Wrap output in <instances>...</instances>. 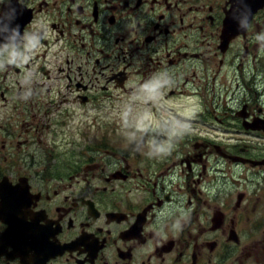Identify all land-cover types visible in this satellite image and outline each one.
<instances>
[{
	"label": "flooded vegetation",
	"instance_id": "flooded-vegetation-1",
	"mask_svg": "<svg viewBox=\"0 0 264 264\" xmlns=\"http://www.w3.org/2000/svg\"><path fill=\"white\" fill-rule=\"evenodd\" d=\"M239 2L0 0V264H264V8L224 48Z\"/></svg>",
	"mask_w": 264,
	"mask_h": 264
},
{
	"label": "water",
	"instance_id": "water-1",
	"mask_svg": "<svg viewBox=\"0 0 264 264\" xmlns=\"http://www.w3.org/2000/svg\"><path fill=\"white\" fill-rule=\"evenodd\" d=\"M237 6V9L229 11L225 20L224 48L233 37L246 31L253 15L264 6V0H241Z\"/></svg>",
	"mask_w": 264,
	"mask_h": 264
},
{
	"label": "rangeland",
	"instance_id": "rangeland-1",
	"mask_svg": "<svg viewBox=\"0 0 264 264\" xmlns=\"http://www.w3.org/2000/svg\"><path fill=\"white\" fill-rule=\"evenodd\" d=\"M261 41H262L261 42L262 43L261 46H262V50L263 51L260 52V54L264 56V48H263L264 47V39L261 40ZM251 88L252 89H256L257 92L261 93V96H259V99H258V104L264 106V93L262 95V92H264V83H262L260 86L252 85ZM241 89H243V85H240V87H238V86L235 87V90H239L240 91ZM239 91L236 93V95H238V93H240ZM245 92H246V87L244 88V90L241 91V94L244 95ZM239 97H242V96L239 94ZM228 100H229V98H228ZM230 102H233V103H231V106L234 107V108L238 107L239 104H240V102L236 101V99L231 100ZM238 121H239L238 119H235L236 123H238ZM127 137H128L129 140H130V138H134V139H137V141H141L140 135H137V134L127 133Z\"/></svg>",
	"mask_w": 264,
	"mask_h": 264
}]
</instances>
